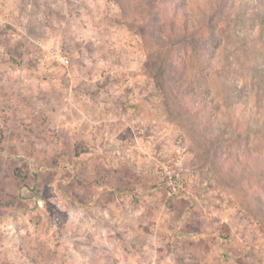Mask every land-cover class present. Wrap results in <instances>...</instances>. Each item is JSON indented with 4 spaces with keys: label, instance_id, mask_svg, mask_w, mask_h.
<instances>
[{
    "label": "rangeland",
    "instance_id": "374dc122",
    "mask_svg": "<svg viewBox=\"0 0 264 264\" xmlns=\"http://www.w3.org/2000/svg\"><path fill=\"white\" fill-rule=\"evenodd\" d=\"M15 2L0 264H264V0Z\"/></svg>",
    "mask_w": 264,
    "mask_h": 264
},
{
    "label": "crops",
    "instance_id": "0c3cea01",
    "mask_svg": "<svg viewBox=\"0 0 264 264\" xmlns=\"http://www.w3.org/2000/svg\"><path fill=\"white\" fill-rule=\"evenodd\" d=\"M2 1V4H5V5H7L8 7L9 6H11V8H13V10L15 11V13H16V10L18 9V7H17V4H16V2H15V0H1ZM1 1H0V3H1ZM18 12H19V9H18ZM0 185H1V183H0ZM29 213H26V214H23V218H26V216L25 215H28ZM228 220V219H227ZM18 222H20V221H18ZM22 222V221H21ZM20 222V223H21ZM189 235H191L192 236V234L191 233H189ZM198 237V236H197ZM197 237H192V241L193 242H199V241H201L200 239H198V240H194V239H196ZM191 241V242H192ZM203 241L204 240H202L201 241V243H200V245L202 246V248H201V250H202V254L201 255H199V257L200 256H202V255H204V257H202V259L200 260V261H198V263H195V261H193V259L189 256V254H190V252H191V250H194L195 249V244H193L192 245V243H190V245H186V246H183V249L181 250V249H179V247L175 250V252H173V250H172V252L169 254V263L170 264H177V262H176V257H177V254H176V252L178 251V252H180V254L182 255V252L184 253V257H185V259H186V261H189V259H188V256H189V258H190V264L193 262L194 264H214L213 262H215L214 260H213V257H212V259H209V257L210 256H212L213 255V253H214V249L215 248H217V245H216V247H213L211 244H209V243H203ZM12 244H17V243H15V241L14 242H12ZM217 244H219V250L221 249V245H220V243H217ZM12 246V248L14 249V247H15V245H11ZM199 257H197V258H199ZM75 258H76V260L78 261V263H80V264H85V253H84V251H82V250H75ZM134 258H135V262L136 263H139L140 262V258H139V256L138 255H135L134 256ZM238 258V257H237ZM156 259V258H155ZM236 259V258H235ZM239 259V258H238ZM153 261H155L156 262V260H154L153 259ZM153 261H151V262H153ZM141 263V262H140ZM151 264H153V263H151ZM236 264V263H235Z\"/></svg>",
    "mask_w": 264,
    "mask_h": 264
},
{
    "label": "built area",
    "instance_id": "2783aa9c",
    "mask_svg": "<svg viewBox=\"0 0 264 264\" xmlns=\"http://www.w3.org/2000/svg\"><path fill=\"white\" fill-rule=\"evenodd\" d=\"M44 57L47 60L51 59L53 62H56L63 67H68L70 63L68 57L58 52L52 53L50 55H44Z\"/></svg>",
    "mask_w": 264,
    "mask_h": 264
}]
</instances>
